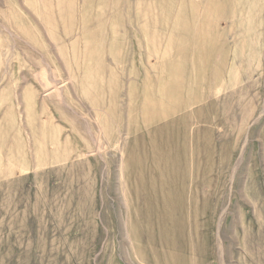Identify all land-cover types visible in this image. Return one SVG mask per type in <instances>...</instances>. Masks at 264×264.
<instances>
[{
  "label": "rangeland",
  "instance_id": "1",
  "mask_svg": "<svg viewBox=\"0 0 264 264\" xmlns=\"http://www.w3.org/2000/svg\"><path fill=\"white\" fill-rule=\"evenodd\" d=\"M0 264H264V0H0Z\"/></svg>",
  "mask_w": 264,
  "mask_h": 264
}]
</instances>
